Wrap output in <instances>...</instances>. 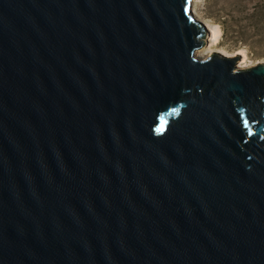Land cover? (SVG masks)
<instances>
[{
  "label": "water",
  "instance_id": "1",
  "mask_svg": "<svg viewBox=\"0 0 264 264\" xmlns=\"http://www.w3.org/2000/svg\"><path fill=\"white\" fill-rule=\"evenodd\" d=\"M192 0H0V264H264V62Z\"/></svg>",
  "mask_w": 264,
  "mask_h": 264
},
{
  "label": "rangeland",
  "instance_id": "2",
  "mask_svg": "<svg viewBox=\"0 0 264 264\" xmlns=\"http://www.w3.org/2000/svg\"><path fill=\"white\" fill-rule=\"evenodd\" d=\"M196 19L200 20L207 29L202 48L194 54L204 58L213 51L223 55L236 57L235 66H250L257 62H264V27H255L251 17H264L251 13V0H192ZM225 18V35L217 24V19ZM249 17V18H248ZM229 18V19H228ZM218 26L219 35L214 42L210 27ZM258 29V30H257ZM211 39V40H210ZM213 40V41H212Z\"/></svg>",
  "mask_w": 264,
  "mask_h": 264
},
{
  "label": "trees",
  "instance_id": "3",
  "mask_svg": "<svg viewBox=\"0 0 264 264\" xmlns=\"http://www.w3.org/2000/svg\"><path fill=\"white\" fill-rule=\"evenodd\" d=\"M252 2V10L251 13L254 14H261L264 10V0H251ZM225 18L222 19H217V24H219L221 30H222V35H225L226 28H225ZM249 18V17H248ZM254 19V24L255 27L261 26V29L264 27V17H251ZM229 19V18H228ZM258 30V29H257Z\"/></svg>",
  "mask_w": 264,
  "mask_h": 264
},
{
  "label": "bare ground",
  "instance_id": "4",
  "mask_svg": "<svg viewBox=\"0 0 264 264\" xmlns=\"http://www.w3.org/2000/svg\"><path fill=\"white\" fill-rule=\"evenodd\" d=\"M191 11H192V13H193L194 15H196L195 11L193 10V3H192V10H191ZM209 30H210V34H211V36H212L214 42H216V38H217L218 35L220 34V33H219L218 26L210 27ZM218 33H219V34H218ZM210 40H211V39H210ZM213 40H212V41H213Z\"/></svg>",
  "mask_w": 264,
  "mask_h": 264
}]
</instances>
